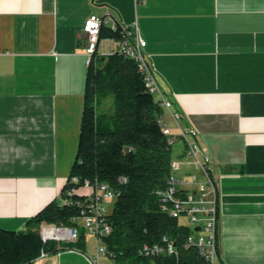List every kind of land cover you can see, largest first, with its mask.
<instances>
[{
	"label": "crops",
	"instance_id": "1",
	"mask_svg": "<svg viewBox=\"0 0 264 264\" xmlns=\"http://www.w3.org/2000/svg\"><path fill=\"white\" fill-rule=\"evenodd\" d=\"M91 14L138 28L160 90L210 157L214 264H264V0H0V226L25 230L59 198L78 142ZM114 46L101 38L96 49ZM83 232L82 250L31 264H114L92 259L98 243Z\"/></svg>",
	"mask_w": 264,
	"mask_h": 264
},
{
	"label": "trees",
	"instance_id": "2",
	"mask_svg": "<svg viewBox=\"0 0 264 264\" xmlns=\"http://www.w3.org/2000/svg\"><path fill=\"white\" fill-rule=\"evenodd\" d=\"M121 35L120 27L102 23L98 39ZM161 111L158 98L146 90L132 59L117 48L103 55L95 49L86 68L76 153L59 198L28 218L25 230L0 226V264H31L41 251L82 250L85 235L80 215L87 196L78 188L84 180L106 182L116 193L106 215L110 232L101 235L114 264H209L193 245L185 244L191 229L159 209L156 190L166 185L172 160L171 145L156 120ZM120 176L126 181L120 182ZM73 187L77 190L70 192ZM42 222L76 225L78 237L43 240ZM162 236L173 241L172 254H139L141 244L159 242Z\"/></svg>",
	"mask_w": 264,
	"mask_h": 264
},
{
	"label": "built area",
	"instance_id": "3",
	"mask_svg": "<svg viewBox=\"0 0 264 264\" xmlns=\"http://www.w3.org/2000/svg\"><path fill=\"white\" fill-rule=\"evenodd\" d=\"M102 23V18L96 14H91L84 22L87 65L99 41L98 35ZM117 27H120L122 35L113 38L114 48L134 61L142 75L146 90L158 98L162 111L157 115L156 120L168 144L172 146L174 141H180L182 144L180 153L170 162L171 172L166 185L156 190L159 209L188 226L191 231L185 238V244L193 245L209 264H214L218 255L216 245L218 204L210 157L197 142L196 131L180 124V113L171 109L170 100L160 90L152 67L144 54L145 40L140 36L138 28L134 25L116 26L113 29ZM166 116L170 118L172 125L169 124ZM73 180L77 179L73 177ZM119 181L125 182L126 178L120 176ZM76 190L73 187L70 192ZM78 191L87 196V205L81 211L80 218L86 234L96 237L98 244L96 254L92 258L95 261L98 255H106V247L101 235L110 232L106 215L110 211L109 204L116 198V193L106 182L91 183L88 180H84ZM39 234L43 240L74 241L78 237V226H60L42 222L39 226ZM138 252L146 257L161 253L172 254L174 244L167 236H162L159 242L141 244ZM45 254V251L40 252V255Z\"/></svg>",
	"mask_w": 264,
	"mask_h": 264
},
{
	"label": "rangeland",
	"instance_id": "4",
	"mask_svg": "<svg viewBox=\"0 0 264 264\" xmlns=\"http://www.w3.org/2000/svg\"><path fill=\"white\" fill-rule=\"evenodd\" d=\"M181 149H182L181 142L180 141H174V143L171 146V154H172V156L174 157ZM109 208L110 209L112 208V202L109 204ZM89 239L94 240L93 237H89Z\"/></svg>",
	"mask_w": 264,
	"mask_h": 264
}]
</instances>
